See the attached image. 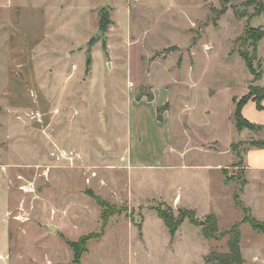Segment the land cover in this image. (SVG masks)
I'll list each match as a JSON object with an SVG mask.
<instances>
[{
    "label": "rangeland",
    "instance_id": "obj_1",
    "mask_svg": "<svg viewBox=\"0 0 264 264\" xmlns=\"http://www.w3.org/2000/svg\"><path fill=\"white\" fill-rule=\"evenodd\" d=\"M101 10L110 15L105 33ZM248 27L264 30V0H0V233L6 222L11 231L0 264H72L68 241L87 235L81 264H217L216 254L229 253L221 231L237 222L239 264H264V232L234 200L245 177L240 198L264 222V174L246 171L244 151L264 129L234 131L227 185L203 166L223 158L216 143L179 132L188 96L202 133L212 122L204 109L234 111L264 86V37L254 51ZM155 88L154 105L171 103L160 116L172 112L158 125L152 104L141 110L130 147L141 158L131 166L122 159L128 96L149 100ZM181 208L199 220L215 214L218 236L189 218L171 233L158 210L177 217Z\"/></svg>",
    "mask_w": 264,
    "mask_h": 264
},
{
    "label": "crops",
    "instance_id": "obj_2",
    "mask_svg": "<svg viewBox=\"0 0 264 264\" xmlns=\"http://www.w3.org/2000/svg\"><path fill=\"white\" fill-rule=\"evenodd\" d=\"M155 94H156V88L154 89L153 97L149 100H145V98H139L140 101L139 100L137 101L135 95L132 94L131 92L128 96V103H129L128 116H129V121L131 125V130L129 133V143L127 144L125 151L128 150L129 155L128 156L122 155V159H124V162H126L127 164L130 163L131 166H135L134 164H136L137 162H140L139 159L141 158L140 154H137V152L134 153L132 149H130L132 145H136L137 143L136 139L138 138V134H135L134 136L133 134L136 131L137 124L140 122L141 110L144 107H147L148 104L149 105L152 104L150 105L153 107L151 113L153 115V118L155 119V122L157 121L158 125L159 123L161 124L164 123L167 120L168 115L172 112V108L171 109L166 108L164 112L161 113V116H160V114L158 113V108L161 105H165L167 102L170 103V100H166L165 102L162 101V103L160 104L155 103L156 105H154ZM212 97H213V94L209 93V98H212ZM189 100H190V97L188 96L186 99L187 103L185 102L186 104L184 105V108L182 109V112H181V130L179 132H182V133L185 132L186 134L184 136H185V139H187L186 137L188 138L191 137V134H188V132H186L187 129H189L192 132L193 137L199 139L203 144L205 143L208 144V147L209 145H211V143H216L215 146H217V148L220 149V151L213 149L212 153H216L220 157H223V158L215 162L207 163L206 165H203V166L210 167L212 169H216L217 171L221 172L223 184H225L223 170L227 166L224 164V159H225L224 154L227 153L228 148L232 144L234 131L240 132L236 128V126H234L235 125L233 122L234 121L233 120L234 111L229 109V111L226 112V114H224L222 113L223 112L222 106L214 107L212 110L204 109L203 115H207L208 117H211L212 119V122L210 124L211 129L208 130L204 128L203 132L200 133L202 128L197 124L198 123L201 124V121L203 119L201 121H197V120L194 121L193 118L198 113V109L195 106H191ZM232 101L234 103V96H232ZM262 105L264 106V100L262 101ZM242 113L251 122L264 127V109L258 108L256 101H254L253 99H250L244 105L242 109ZM203 118L205 117L203 116ZM183 144L184 142H182V144H177V147H178V154L180 155L181 158L185 159L188 153V149H186V147H189V144L185 142V145H184L185 148L183 147ZM104 147H109V146L105 144ZM200 147L204 148V146L202 145H200ZM168 155L163 154V159H166ZM245 161H246V171L249 174H253V173L264 174V148L252 147L251 149H248L245 154ZM182 163H183V166H186V167L200 166V165H197L198 163L194 162L193 164L192 162H188L184 160L182 161ZM177 199H179V195ZM6 224L7 225L5 226L3 232L0 233V242L7 243L8 248H9L10 246L9 244L11 241L10 239L11 231H10V228L7 222ZM7 256L8 257L10 256V249L9 251H7Z\"/></svg>",
    "mask_w": 264,
    "mask_h": 264
},
{
    "label": "trees",
    "instance_id": "obj_3",
    "mask_svg": "<svg viewBox=\"0 0 264 264\" xmlns=\"http://www.w3.org/2000/svg\"><path fill=\"white\" fill-rule=\"evenodd\" d=\"M111 23L110 21V15L107 11L101 10L100 13V30L102 32H106L108 29L109 24ZM258 29L257 32H254V27H248L245 31L247 35V40L251 41V44L253 45L254 51H257V42L262 40L264 37V30L262 28H255ZM91 43L94 42V39L90 41ZM242 56L246 61V65L252 72L254 65H253V60L248 57V55H245L242 52ZM259 79V78H256ZM253 99L256 101V104L258 108L264 109V106L262 105V101L264 100V86L261 87L258 91H253L252 88L250 89V93L244 95L240 100H238L235 104V109L233 112V118L235 121V126L236 128L241 131L244 128H252V129H258V130H263L264 127L258 124H255L248 120L242 113V109L244 105L250 100ZM253 147L256 148H264V139L262 140H257L253 143H251ZM235 147V146H234ZM248 148H245L244 151L246 152ZM238 156H240V153H237ZM223 175H224V181L225 184H229L232 182L234 179L233 176H230L228 174L227 168L223 170ZM242 174H240L241 176ZM243 177V175H242ZM247 184V179L244 177L242 180V183L238 189L234 193V200H235V205L238 209H241L244 213L243 216V221L249 223L254 229L263 231L264 232V222L260 221L257 219L251 211V208L243 202V200L240 198L241 193L244 190V186ZM98 203L104 207V209L108 206L106 202H103L102 200H99L97 198ZM171 210V208H169ZM160 217L163 219L164 223L168 227L169 231L171 233H175L180 225L183 223V221L186 218H189L190 221L197 225L202 227V231L204 234L209 237H217L219 230V222H218V217L211 213L206 216L204 220H199L196 216V211L192 209H183L181 208L179 210V214L177 217L173 215L172 213H167L166 211L163 210H158ZM102 217L103 219H106L107 217V212L106 210L102 211ZM222 234H226L229 239H228V248H229V253H220L216 254V260H218L217 264H239L242 262V256H241V249H240V241H241V231H240V223H234L231 227L226 229L225 231H221ZM91 239L90 236H83L80 238L78 241H68L69 245L71 246L73 250V263L72 264H81V258L83 254L87 251V242L88 240ZM214 256V255H213Z\"/></svg>",
    "mask_w": 264,
    "mask_h": 264
},
{
    "label": "water",
    "instance_id": "obj_4",
    "mask_svg": "<svg viewBox=\"0 0 264 264\" xmlns=\"http://www.w3.org/2000/svg\"><path fill=\"white\" fill-rule=\"evenodd\" d=\"M54 229V228H53Z\"/></svg>",
    "mask_w": 264,
    "mask_h": 264
}]
</instances>
